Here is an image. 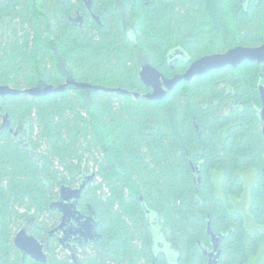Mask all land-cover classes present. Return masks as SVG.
<instances>
[{
  "label": "trees",
  "instance_id": "16d2710c",
  "mask_svg": "<svg viewBox=\"0 0 264 264\" xmlns=\"http://www.w3.org/2000/svg\"><path fill=\"white\" fill-rule=\"evenodd\" d=\"M116 1L94 0L102 24L89 19L83 31L68 20V1L0 3V85L61 86L68 69L76 82L113 89L0 98V128L5 115L10 121L0 130V256L21 264L16 229L27 220L50 229L60 188L95 174L80 205L95 212L98 237L82 249V264H208L209 221L225 236L218 264L261 259L264 64L213 70L159 101L145 98L151 89L139 73L147 62L172 77L203 56L263 45L264 0H122L123 16ZM172 52L183 59L172 64ZM250 169L249 212L262 228L254 232L232 201ZM55 249L48 264H69Z\"/></svg>",
  "mask_w": 264,
  "mask_h": 264
},
{
  "label": "water",
  "instance_id": "95a60500",
  "mask_svg": "<svg viewBox=\"0 0 264 264\" xmlns=\"http://www.w3.org/2000/svg\"><path fill=\"white\" fill-rule=\"evenodd\" d=\"M86 5L88 8L92 6V0H86ZM81 18V17H80ZM99 23L100 20L97 18ZM176 53V52H175ZM178 54V53H176ZM179 55V54H178ZM183 55V54H181ZM255 62L258 64H264V44L259 47H244L238 46L228 50L225 53H216L212 55L203 56L196 61L192 62L188 70L183 74L175 75L173 78H167L159 70H157L152 64L144 63L141 66L140 71V80L142 83L152 92L145 95V98L151 101L163 100L169 92L173 91L180 83L183 81L192 82L196 77L203 76L213 70H220L226 67L237 68L244 62ZM68 87H76L85 90H95V91H113V89H108L101 86L92 85L89 83H79L69 78L68 81L61 86H53L49 84H40L36 87L28 89H16L11 86L0 85V98H5L7 96H16L27 94L32 97L46 96L53 93H59L65 91ZM259 94L262 100V108L260 110L259 116L263 123L262 132L264 135V85H260ZM118 92L123 94H128L129 92L122 89H117ZM140 94H135V97H139ZM9 115L4 116L3 126L0 128H9L10 121ZM196 129L199 130V126L195 124ZM14 130H11L13 132ZM193 170L196 171V167L193 166ZM199 173V172H198ZM95 178V174H92L85 178L83 184L77 189H70L66 186L61 188V201L51 205L52 208H60L63 213V220L70 218L73 214L78 213L76 210V203L82 196L83 190L86 186L91 183ZM199 183L201 182V177L199 176ZM73 199L76 200V203L68 205L67 202H71ZM150 213V211H148ZM79 214V213H78ZM93 221V222H92ZM91 222L94 227L95 237L92 239L96 241L98 235L96 234L97 222L95 218H90L89 223ZM95 224V225H94ZM208 234L212 239L213 249L208 251L204 249V254L209 257L208 264H218L222 250L220 248L222 240L225 238L224 235H216L212 229V223H208ZM16 246L23 251L25 255H29L32 258L40 262L47 261V255L43 252V245L34 237L29 236L26 230H22L15 239Z\"/></svg>",
  "mask_w": 264,
  "mask_h": 264
},
{
  "label": "flooded vegetation",
  "instance_id": "af4514ba",
  "mask_svg": "<svg viewBox=\"0 0 264 264\" xmlns=\"http://www.w3.org/2000/svg\"><path fill=\"white\" fill-rule=\"evenodd\" d=\"M7 1L8 0H0V3H4ZM60 1L63 2L64 4H66V2L68 1L71 4L73 10L70 13H68V20L74 25V27L79 28L81 31L84 30L85 23L89 19L99 23L97 21V18H99V20L101 22L102 12H99V11L95 12L94 11V0H92L91 8L87 7L86 0L80 1V8H74V6H75L74 4L75 3L77 4V2L79 4V0H60ZM116 5L118 7V12H120V14H122V16H123L124 8H125L123 1L117 0ZM99 24L101 25L102 23H99ZM128 25H130V24H128ZM1 28H3V27L0 25V29ZM0 33H1V31H0ZM176 53H178L179 55ZM176 53L172 52L170 54V59H171L172 64L179 61L180 59H183V56H184L183 53H181V52L180 53L176 52ZM181 54H183V55H181ZM172 68H174V66H172ZM61 71L63 72V69ZM63 74L64 75L66 74L65 75V77H66L65 83H66L68 81V79L71 78L68 69ZM176 75H178V74H176ZM174 76L167 77V78H173ZM40 82L41 83H39L38 85L46 84L44 81H40ZM151 92H152V90H151ZM196 171H197V173L198 172L200 173V170L197 166H196ZM84 180H85V178L80 183L76 184L75 186H68V185H65V186L70 188V189L75 190L83 184ZM61 188L59 190V196L56 198V200H54L52 202V205L55 203H59L61 201V193H60ZM82 195H83V192H82ZM81 200H82V196L79 199L78 203H76L75 199H73L71 202H67L68 205L76 203L77 206H76L75 211H77L79 214L78 213H76V215L73 214L70 218H67L65 221L63 220V213H62L61 209L59 207L58 208H52L51 207L52 209L56 210V212H58L59 216H58L56 223L53 224L50 229H45V227H43V226L34 225L33 222H28V220L25 221L22 225H20L16 229V232L14 233V235L12 237V242H13L15 249H17V251L20 254L21 264H25V262L29 259L34 261L35 263H38V264H48L50 261L51 251L54 250L55 248H56L55 252L57 254L65 253L66 255L68 254L70 256L69 258L66 256L69 260V264H82L81 263V257H82L81 253L83 252L82 249L84 247H87L90 244H92L94 241L92 239L95 237L94 227H93V223H92L93 221L91 222V226H90V224H87V223H89L90 218L96 219V217H94L95 212L93 211V209L91 208L90 205H88L86 209H83L81 207V205H80ZM43 219H44V217L42 218V220ZM33 228H36L37 230L39 229V234H40L39 237H37L32 232ZM96 228H97V226H96ZM22 230H26L27 234L29 236H34L41 243V245H43V252L47 255V261L46 262H40V261H37L36 259L32 258L29 255H25L23 253V251L20 250L16 246L15 239H16L17 235ZM164 247L165 246H162V245L160 246V248H162V251L167 254V249ZM59 256L57 255L58 259H59ZM9 260H10V262H12L14 260V258L13 257L9 258V257L0 256V264H9V262H8Z\"/></svg>",
  "mask_w": 264,
  "mask_h": 264
},
{
  "label": "rangeland",
  "instance_id": "374dc122",
  "mask_svg": "<svg viewBox=\"0 0 264 264\" xmlns=\"http://www.w3.org/2000/svg\"><path fill=\"white\" fill-rule=\"evenodd\" d=\"M2 123V121H1ZM242 178L244 180L245 183V191L244 194L242 195V197L240 199H236L233 198L232 201L234 203L235 206V210L242 213L245 216L246 219V227L248 228L249 231L254 232L255 230H261L262 228L260 226H258L257 224H255L250 212H249V206H250V190L251 187L253 185V183L256 180V171L254 169H250L248 171H246L245 173H242ZM215 181L218 188V194L221 195V182H222V177L221 175L215 174ZM167 249V254L169 256H173V253L170 252V250L168 249V247L166 246ZM263 254H262V258L260 259L259 257L257 258V260H253L250 264H259L260 261H262V259L264 258V247H263Z\"/></svg>",
  "mask_w": 264,
  "mask_h": 264
}]
</instances>
